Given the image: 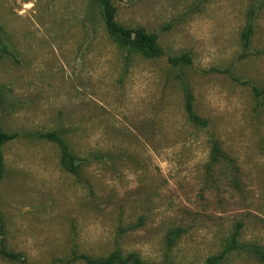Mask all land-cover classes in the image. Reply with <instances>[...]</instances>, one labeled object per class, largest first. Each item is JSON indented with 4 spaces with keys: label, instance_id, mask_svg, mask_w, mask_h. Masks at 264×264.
Segmentation results:
<instances>
[{
    "label": "rangeland",
    "instance_id": "1",
    "mask_svg": "<svg viewBox=\"0 0 264 264\" xmlns=\"http://www.w3.org/2000/svg\"><path fill=\"white\" fill-rule=\"evenodd\" d=\"M113 5L160 57L119 45L101 0H0V264H264V0Z\"/></svg>",
    "mask_w": 264,
    "mask_h": 264
},
{
    "label": "trees",
    "instance_id": "2",
    "mask_svg": "<svg viewBox=\"0 0 264 264\" xmlns=\"http://www.w3.org/2000/svg\"><path fill=\"white\" fill-rule=\"evenodd\" d=\"M113 1L114 0H101V10L109 35L124 48L131 46L137 48L141 53L150 57H160V55H162V49L159 47L156 37L148 35L144 28L128 29L117 22L116 9L113 5ZM250 37V32H247L244 36V42L246 44L249 43ZM252 89L256 97L264 96V87L260 89L256 86H252ZM193 98L194 97L190 93H187L185 96V107L188 119L192 125L206 126L208 122L205 119H201L194 110ZM36 136L40 139H47L58 143L62 153L61 162L63 167L72 174L77 172L74 156L71 154L67 146L59 140L56 134L39 133ZM11 139H13V136H9L5 133L0 119V182L4 178L5 174L2 148L3 145ZM176 233L177 231H171L169 233V243H173L175 237L174 235ZM1 254L11 259H16L18 257L17 255H10L4 244H2ZM84 259L87 263L91 264H149L144 262L137 254L123 256L120 252H116L107 258L93 259L86 256Z\"/></svg>",
    "mask_w": 264,
    "mask_h": 264
}]
</instances>
